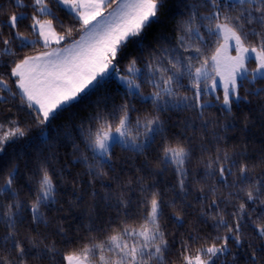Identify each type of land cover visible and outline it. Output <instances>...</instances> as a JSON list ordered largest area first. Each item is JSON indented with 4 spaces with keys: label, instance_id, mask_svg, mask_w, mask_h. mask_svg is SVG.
Segmentation results:
<instances>
[{
    "label": "snow or ice",
    "instance_id": "obj_1",
    "mask_svg": "<svg viewBox=\"0 0 264 264\" xmlns=\"http://www.w3.org/2000/svg\"><path fill=\"white\" fill-rule=\"evenodd\" d=\"M165 2L8 0L11 12L0 4L5 16L0 22V106L27 114V118L10 119L15 131L0 140V264L38 260L58 264L57 257L59 264H92L96 257L99 264H176L169 259L173 246L179 264H264V0H178L183 19L176 22L172 36L155 32ZM61 11L72 26L58 15ZM74 30L80 33L78 40L72 39ZM66 41L71 42L60 47ZM133 45L136 55L128 52ZM37 46L50 50L27 54ZM126 57L129 75H122L119 65ZM138 62L151 73L147 79L139 78ZM249 62L256 66L250 68ZM113 80L128 89L124 102L106 114L97 110L88 126L77 123L73 108ZM148 84L153 91L145 95ZM128 96L137 99L133 102ZM108 99L99 97L96 108ZM213 109L218 116L211 115ZM170 113H192V117L173 122ZM257 124L262 129L260 146L249 152L251 129ZM194 126L205 133L211 129V140L195 145L196 136L186 132ZM177 127L185 131L173 132ZM33 128L37 129L34 137L18 151L6 153L9 141H19ZM229 131L239 132L231 151L220 146L228 143L221 132ZM57 143L70 146L75 161L84 166L85 195L80 194L79 174H72L67 165L54 167ZM197 147L205 183L212 179L230 190L222 196L215 185H209L207 192L197 188L200 195L195 201L202 205L198 220L205 225L212 221L211 232L201 235L204 230L195 228L170 245L161 219L164 208L176 209V203H166L165 193L157 190L158 181L146 184L145 177L163 176L171 169L176 181L171 190L178 188L181 202L193 207L187 196L201 181L195 176L189 181L194 169L185 165ZM117 149L144 157L136 171L145 175L135 180L142 197L136 207L146 210L142 215L133 213L126 195L131 180L120 184L123 191L117 193L115 204L106 190L111 185L105 179L116 172ZM5 155L7 159L2 158ZM17 161L23 163V173ZM20 181L29 189L25 199H21ZM97 181L104 191H97ZM66 182L72 187L67 209L60 203ZM85 196L90 200L82 215L91 221L88 225L74 215ZM228 204L233 211L225 219L221 205ZM113 208L115 218L105 219ZM182 211L171 217L179 228L185 226ZM49 212L56 213L51 221ZM136 217L142 221L138 227L129 224ZM26 224L32 231L22 235L20 229ZM41 226L50 231L41 232ZM81 228L106 235L107 246L96 243V236H80ZM54 236L61 238L65 250L57 246ZM71 245L77 247L68 250ZM105 252L110 254L107 258Z\"/></svg>",
    "mask_w": 264,
    "mask_h": 264
},
{
    "label": "trees",
    "instance_id": "obj_2",
    "mask_svg": "<svg viewBox=\"0 0 264 264\" xmlns=\"http://www.w3.org/2000/svg\"><path fill=\"white\" fill-rule=\"evenodd\" d=\"M26 3L29 2V0H25ZM189 2H195V0H189ZM177 3L178 0H166L165 2V6L164 8L161 10L160 16H161V21L159 26L155 29V32H160V31H164L167 35L172 36L173 32L172 29L175 26L176 22L183 19V17L179 14V9L177 8ZM0 4L6 5V11L11 12L14 9L8 5V0H0ZM28 12L31 14L32 9L29 8ZM58 15L62 18L65 19V23L68 24V26H72V22L67 19L65 17V11H61L58 13ZM5 19V16L3 15V13H0V22H2ZM27 23V22H26ZM75 27H79V25H75ZM22 31L25 32L26 35H28V32L25 29H21ZM57 32L60 33V35H64V32H61L59 27H57ZM201 31H206L204 29H201ZM155 34V33H154ZM80 33L76 32L75 30L72 33V39H76L77 37H79ZM175 35H179V33H176ZM35 37L30 36V39H34ZM71 41H66V42H62V44L60 46H65L67 43H70ZM49 49H44L42 47L37 46V49L35 51L32 50H28L27 54L29 55H33V54H39V52L42 51H46ZM128 52L131 55H136L137 54V49L136 47L130 46V48L128 49ZM251 66H256L254 62L250 63ZM120 69H121V73L126 74L128 72V58L126 57L125 59H123L119 65ZM136 67L141 69L139 78L140 79H147L151 73H149L143 66L142 62H138L136 64ZM128 91V89H126L125 87H123L117 80H113L106 88L101 89L100 91H98L95 95H93L91 97L90 100L81 103L79 105H77L75 108H73V112L76 114V121L77 123H79L80 121H84L85 125L88 126V121L90 120V118L95 114V112L98 110L101 113H107L110 112L112 110V108L120 105L121 103L124 102L125 99V92ZM144 94L148 95L149 93H151L153 91V88L151 86V84L145 85L143 88ZM103 96H108L111 97V99H108L106 103L102 102L100 105V108L97 109L96 108V104L95 101L99 98V97H103ZM128 100L135 102V100L137 99L134 96H128L127 97ZM135 106L137 108H140L141 105L139 103H136ZM253 108H255V103L252 106ZM171 116V121H182L185 120L187 118L192 117V113H185V114H176V113H170L169 114ZM211 115L212 116H218L219 113L213 109L211 110ZM253 116L256 115L255 112L252 113ZM23 116L24 118H27V114L26 113H18L16 108H11V110L0 106V124L3 125V128L0 129V140L4 139L5 135L15 131L14 127L9 123L10 119H20V117ZM197 125L199 124V121L196 122ZM114 127H113V131L115 130V121H113ZM95 130V129H93ZM36 131L37 129L33 128L30 132H28V135L22 139H20L19 141H9L8 144L5 145V150L6 153L11 154L15 151L19 150L20 145L25 144L30 138L34 137L36 135ZM173 132L175 133H180L185 131V129L181 128V127H177V128H173L172 129ZM211 129H209V132L205 133L203 129H200L196 126L187 129V135L189 137L195 135L196 136V140L193 142L195 145H200L201 143H206L207 141L211 140ZM262 129L259 127V124H257L255 127H253L251 129V134L253 137V142H251L249 144V152H254L260 145H259V135L261 133ZM133 134H135V132L133 131ZM171 135V133L169 134ZM221 135L225 136V139L228 141L227 145H220L221 147H228V150L231 151V145L237 143V136L239 135V132H232L229 131L227 133H223L221 132ZM179 139H183V137H178ZM247 136H244L243 139H247ZM79 142V141H78ZM15 145V147H10L9 145ZM160 144V141H157V144L154 146V149L157 148ZM42 148L46 147V146H41ZM209 147H211V145H209ZM81 148H83V145L81 144ZM154 149H150V154L155 155V151ZM54 151L57 152V156L58 159L56 161H54V167L56 168H60L64 165H67V167L71 170L72 174L76 175L79 174L81 176V181L82 183L80 185H78V187L82 188L81 191V195H85V193L88 191V186H87V180L88 177L83 175L85 169L84 166L82 164H78L77 161H75V158L72 156V149L70 146H61L57 143L56 148L54 149ZM200 155L199 152V148L197 147L194 151V155L193 158L190 162H186V167L190 168V169H194L193 173H190L189 175V181H191L193 179V176H195L196 179H200L201 183L199 185H193V189L191 190V194L187 196V201L188 203H191L193 205V207L191 208H187L180 200L179 198V189L177 188L175 191H172V185L175 184V178H174V173L171 169H169L167 172L164 173L163 176H156V177H145V183H150L153 180L158 181L157 183V190L165 193L164 195V201L166 203H170V202H175L176 203V209L172 208V207H165L164 208V216L161 219V225L163 227V229L166 232V239H168L169 244L172 245L173 239L176 238L178 239L180 236L182 235H186V233L189 230H193L195 228H200L203 229L204 231L201 232V235H204L208 232H211V223L212 221H209L207 225L205 224H201L198 220V216H199V210L202 207V205L197 204L195 201V197L200 195V193L196 190L199 187H204L205 188V192H207V187L209 185H215L217 188L220 189V194L222 196H227L228 195V191L230 189H226L222 184L218 183L215 180L209 179L207 183H205V181L202 179L203 176V171H204V167L203 164L200 163L197 159V157ZM207 155V154H205ZM3 159H7L8 156L5 155L2 157ZM24 159L27 160L28 156H24ZM116 172L115 173H109L108 178L105 179V184L111 185L110 188L106 189L107 191L112 193L113 196V200L112 203L115 204V197L117 195L118 192H122L123 189H121L120 184L121 183H127L128 181H132L133 183L130 185L131 191H128L126 193V195L131 199L132 204H131V209L133 210V213L135 214V212H140L141 215L146 211L143 208H137L136 204L137 202L142 199L141 195L139 194V190L136 187L135 184V180L138 176H144L145 173L143 170L137 172L136 169L141 168L142 162L144 160V157L141 156H137L133 153H129V152H121L119 149L116 150ZM17 163H19L20 165V171L21 173H23L25 171L24 169V165L22 162L17 161ZM116 177H119V181L116 179ZM53 179L55 180V177H53ZM18 187H20V191H21V199H25L26 198V193L29 191L28 186L26 184L25 181H20L18 183ZM96 189L97 191H104L105 189L101 188L100 182L97 181L96 183ZM65 193H67V195H65ZM72 194V187L70 184H68L67 182L65 183L64 188L61 190L60 193V203L65 207V209H67L68 205L66 203V200L68 199L69 196H71ZM218 199L219 197H213ZM90 200V197L85 196V203L84 205L78 207L77 211L74 213V215H76L77 217H79L81 219V222L84 225H88L91 223V221L89 220V218L87 216H83L82 215V211H83V207H87V203ZM210 202V201H209ZM204 207H206V204L203 205ZM59 207V205H58ZM222 208L225 209L224 214H225V219H230L229 213L231 211H233V205L232 204H228L227 207H225L224 205H221ZM179 209H183L182 212H180V214L184 217L185 219V226L184 228H179L175 222L171 219V217L173 216V214L178 211ZM249 210H251V205H249ZM110 212V217H106L105 219H109V218H115V214H116V210L113 209H109ZM49 220H52V217H54L56 215L55 212H49L47 213ZM60 215H64V213H61ZM255 218V217H254ZM122 219V218H121ZM141 219L140 217H136L135 220H130L129 224L134 226V227H138L139 223H141ZM75 223V222H74ZM100 222L97 221V224H99ZM32 231V226L30 224H26L25 226L21 227L20 232L21 234H25L27 232ZM41 232H48L50 231V229H45L43 226H41L40 228ZM173 233V236H169L167 235V233ZM115 233H109V235H112ZM32 235H35V232H32ZM80 236H88V235H92V236H96V243H105V247L106 245V241H107V236L104 235L103 233H87L85 231L84 228L80 229ZM54 239L57 241V246L59 248H61V250H65V245L61 243V238L58 236H54ZM81 243H84V241H81ZM77 245H71L69 247L68 250L74 249L76 248ZM198 247V245H197ZM105 257L107 258L110 254L105 252L104 253ZM171 261H175L176 264H179V261L177 260V256H176V249L175 246H173V254L171 255V257L169 258ZM57 262L59 264V257H57ZM34 264H49V261L47 260H43V261H35ZM92 264H99V259L98 257L93 258Z\"/></svg>",
    "mask_w": 264,
    "mask_h": 264
},
{
    "label": "rangeland",
    "instance_id": "obj_3",
    "mask_svg": "<svg viewBox=\"0 0 264 264\" xmlns=\"http://www.w3.org/2000/svg\"><path fill=\"white\" fill-rule=\"evenodd\" d=\"M115 5H113V7H114ZM80 38V35H79V37H77L76 38V40H78ZM53 46L54 47H57V45H55V44H53ZM60 47H63V46H60ZM232 55H235V52H232L231 53ZM251 62H249V67L250 68H254L255 66H251V64H250ZM136 67V66H135ZM122 75H129V73L127 72L126 74H124V73H121ZM140 75V74H139ZM123 87H125L126 88V86L122 83V82H120V81H118ZM127 89V88H126ZM134 91V90H133ZM113 131V130H112Z\"/></svg>",
    "mask_w": 264,
    "mask_h": 264
},
{
    "label": "crops",
    "instance_id": "obj_4",
    "mask_svg": "<svg viewBox=\"0 0 264 264\" xmlns=\"http://www.w3.org/2000/svg\"><path fill=\"white\" fill-rule=\"evenodd\" d=\"M52 47H54L53 45H52ZM50 50V49H49Z\"/></svg>",
    "mask_w": 264,
    "mask_h": 264
}]
</instances>
